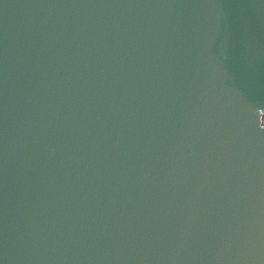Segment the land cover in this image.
Masks as SVG:
<instances>
[{
	"label": "water",
	"instance_id": "water-1",
	"mask_svg": "<svg viewBox=\"0 0 264 264\" xmlns=\"http://www.w3.org/2000/svg\"><path fill=\"white\" fill-rule=\"evenodd\" d=\"M0 264H264V0H0Z\"/></svg>",
	"mask_w": 264,
	"mask_h": 264
}]
</instances>
